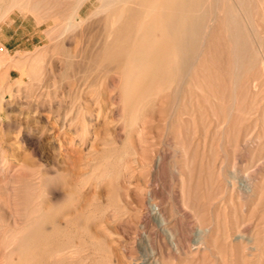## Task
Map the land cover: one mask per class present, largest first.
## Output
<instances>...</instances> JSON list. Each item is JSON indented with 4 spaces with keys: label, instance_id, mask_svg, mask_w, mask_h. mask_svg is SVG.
Instances as JSON below:
<instances>
[{
    "label": "rangeland",
    "instance_id": "rangeland-1",
    "mask_svg": "<svg viewBox=\"0 0 264 264\" xmlns=\"http://www.w3.org/2000/svg\"><path fill=\"white\" fill-rule=\"evenodd\" d=\"M43 1L1 23L0 264L44 231L46 264H264V0H205L188 67L134 106L97 56L115 9L51 40L69 0Z\"/></svg>",
    "mask_w": 264,
    "mask_h": 264
},
{
    "label": "bare ground",
    "instance_id": "bare-ground-1",
    "mask_svg": "<svg viewBox=\"0 0 264 264\" xmlns=\"http://www.w3.org/2000/svg\"><path fill=\"white\" fill-rule=\"evenodd\" d=\"M34 1L35 0H0V35L3 31V24H1V23L5 22L7 19H9L13 12H15L16 10H21V11L27 10L26 12H28V10H29V11H32V13H36L38 11L37 5L39 6L40 3H41L40 5L45 4V3H42L43 0H36L37 2H39V4H37L35 6V4L37 2L35 1V4H34ZM87 1H89V0H69L68 3L65 5V6H67V8H65L64 10L61 9V11L55 10L56 7L52 8L54 10H52L50 8V6H48L46 8L43 7L44 11H42V13H44L45 16L47 15L48 17L54 18L57 21V23H58V21L60 22L59 24H57L55 26H51V28L48 29L51 40H56V39L60 40L61 38H63L65 36L66 33L74 31L79 26L80 23L83 24L84 19H83L82 10H83L84 6L86 5ZM91 1H92V4L95 6V10L90 15V17H92V18L94 16L100 17L98 15H100V14L103 15V12L105 13V11L109 12L112 9H115L114 10L115 13L113 12L114 13L113 15H110L106 18L108 21L110 19V27L106 33V39H105L104 47L102 48V50L100 49L97 51V56L100 57L101 55H103L104 60H106V58H107V60L111 61V63H112L111 66H114L113 68L121 73V77H123V79H124V86L126 88L125 92H124L125 103L126 104H132V105L133 104H140V103L148 100L150 96H153L154 94H156L158 92V88L161 85H164V84H167L168 86L171 84L173 85V82H175L176 79H178L177 76L179 74L176 76L175 72L177 71L179 64H182L181 70L187 68L189 65L190 61H189V58L186 57V52H188L189 50L194 48L195 37L197 36V34H199L201 32L202 27H201V25H199V19H202V17H203L202 12H203V8H204V1L205 0H94V1L91 0ZM48 2H46V4ZM59 2L62 3L65 1L63 0L62 2L61 1H59ZM59 2H57V6H58ZM49 3L51 5V2H49ZM55 4L56 3H53L52 5L56 6ZM47 5H45V6H47ZM59 6H61V4ZM51 7H53V6H51ZM47 8H50V9H47ZM60 8H62V7H60ZM40 10L41 9L39 8V11ZM42 13H40V14H42ZM45 16H44V18H45ZM97 17H95V18H97ZM203 18H205V16ZM104 19L105 18H103V20ZM100 20H101V18H100ZM94 23H95V21H94ZM97 23L99 24V22H97ZM222 24H223V22H222ZM82 27H83V25H82ZM121 28L124 29L123 38L121 37V34H120ZM100 29H101V27H100ZM81 31H82V29H81ZM100 31H103V29H101ZM99 32L96 34L94 33V35H93V38L96 39L94 42L96 47L99 45L100 41L103 38L102 37L103 34H101V36H100ZM209 33H211V31ZM213 33H214V31H213ZM217 33L219 34V32H217ZM223 36H224V34H223ZM223 36H222V38H223ZM226 38H227V36H226ZM216 41H218V39ZM210 44H212V43H210ZM217 44H219V43H217ZM229 48H230V46H229ZM229 48H228V50H229ZM213 51H214V49H213ZM217 53L218 52H216V54ZM221 54L222 53H220V55ZM233 56H235V55H233ZM95 57H96V54H95ZM222 57H223V59L227 60L229 55H228V57L226 56L227 59L224 58V56H222ZM213 59H215V58H213ZM217 62H218V60H217ZM226 63H227V61H226ZM231 64H232V61H231ZM222 65H223V62H222ZM97 68H102V67H99V65H98V67L96 66L95 69H97ZM228 69H229V67H228ZM210 77H212V76H210ZM213 77H215V76H213ZM165 80H166V82H165ZM196 80H197V78H196ZM211 80H212V78H211ZM215 82H216L215 84H217V80ZM202 83H204V82H202ZM221 84H222V82H221ZM89 86H92V85H89ZM219 86H220V84H219ZM176 89H177V87H176ZM234 101H236V100H234ZM237 102H238V100H237ZM131 110H133V109H131ZM249 189H251L250 185L247 186V191ZM41 208H40V211L38 209V212H41ZM34 215H36V214H34ZM38 218H39V219H37L38 221H36V220L35 221L37 223H39V225H41V223L45 224V220H46L45 218H48V216L45 217V216L41 215L40 217L38 216ZM28 220H30V219H28ZM47 222H49V221H47ZM25 224L28 225V221H27V223L25 222ZM31 226H33V224ZM40 227H38L40 229L37 231H40L42 229V225ZM44 230H45V228H44ZM26 231H29V230L26 229L25 232ZM53 231H55V229ZM56 231H55V233H57ZM17 232H18V234L21 233V231H20V233H19V231H17ZM25 232H24V234H25ZM41 233L45 234L46 232L45 231L40 232V233L34 232L32 237H30V235H29L27 238H24L23 242L25 244H24L23 250L27 254L24 253L22 259H20L21 260L20 263L18 262L19 264H46V262H47L46 260L48 257L49 258H56V259H57V257H59L58 256L59 253H58V250L56 248V247H58L59 243L55 248L49 247L48 244H45V246L42 250L39 249L41 252H39V253L33 252L34 251L33 248H34L35 244L43 245L42 243L43 242L45 243L46 237L44 234H41ZM21 234L23 235V233H21ZM243 237L245 238V236H243ZM16 239H18V241L21 240V239L19 240L18 237H16ZM48 240L49 239H47V241ZM18 241L16 243H19ZM12 242H13V240H12ZM98 242H100V241H98ZM13 243H15V242H13ZM16 243H15V245H16ZM15 245H14V247H16ZM21 245H22V242H21ZM52 245H53V243H52ZM35 248H38V246ZM48 250L49 251L51 250V252H49L48 254H45V252ZM260 250H261V247H260ZM262 253L264 254V248L262 250ZM7 260H9V259L7 258ZM9 262H10V260H9ZM59 262L61 263V261H59ZM13 263H15V262H13Z\"/></svg>",
    "mask_w": 264,
    "mask_h": 264
}]
</instances>
